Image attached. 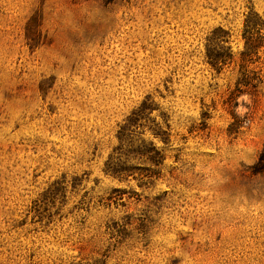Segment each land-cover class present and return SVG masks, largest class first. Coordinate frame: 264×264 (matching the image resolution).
<instances>
[{
	"label": "rangeland",
	"instance_id": "rangeland-1",
	"mask_svg": "<svg viewBox=\"0 0 264 264\" xmlns=\"http://www.w3.org/2000/svg\"><path fill=\"white\" fill-rule=\"evenodd\" d=\"M263 145L264 0H0V264H264Z\"/></svg>",
	"mask_w": 264,
	"mask_h": 264
},
{
	"label": "trees",
	"instance_id": "trees-1",
	"mask_svg": "<svg viewBox=\"0 0 264 264\" xmlns=\"http://www.w3.org/2000/svg\"><path fill=\"white\" fill-rule=\"evenodd\" d=\"M103 1L105 4H113V3L117 2V0H103ZM123 1L130 2L131 0H123ZM257 32H258V34H257V37L255 39L250 38V37L246 38V50L242 53L243 66H245V64L247 62L252 61V53H253L252 48L255 45H258V44L260 45L262 35H261L260 31H257ZM250 79L251 78H249V76L243 72V77H242V81L244 82L243 84L245 86H253L254 87L255 84H253ZM236 89L238 90V92L243 91L239 86H237ZM232 94H233L232 97L237 95L234 93H232ZM253 171L254 172H264V145H263V148L259 154L257 162L253 165Z\"/></svg>",
	"mask_w": 264,
	"mask_h": 264
}]
</instances>
